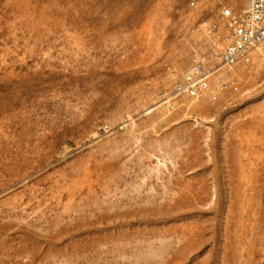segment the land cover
<instances>
[{"label":"rangeland","instance_id":"rangeland-1","mask_svg":"<svg viewBox=\"0 0 264 264\" xmlns=\"http://www.w3.org/2000/svg\"><path fill=\"white\" fill-rule=\"evenodd\" d=\"M146 4L150 19L161 4L179 15L185 0ZM246 5L237 2L238 9ZM3 12L0 2V18ZM76 15L69 19L75 22ZM43 30L48 43L29 42L33 28L17 45L0 39V48L15 53H0L2 71L42 72L66 52L92 54L76 28H51L50 36ZM85 30L86 38L90 28ZM172 32L173 53L191 55L178 40L181 30ZM154 33L148 39L156 42L162 31ZM136 45L110 49L126 55ZM51 55L58 57L49 60ZM242 71L236 68L239 78ZM64 74L46 71L29 87L4 84L14 98L0 101V162L15 168L19 198L0 200V264H264V155L252 167L245 154V170L235 169V149L222 123L223 113L233 121L239 103L228 106L231 92L216 102L188 101L182 107L191 117L159 107L158 95L147 106L114 100L109 114L102 107L92 116V93L82 98L75 77ZM210 114V130L194 121ZM128 115L125 128L97 135L101 126L117 127ZM258 148L264 152L262 143Z\"/></svg>","mask_w":264,"mask_h":264},{"label":"crops","instance_id":"crops-1","mask_svg":"<svg viewBox=\"0 0 264 264\" xmlns=\"http://www.w3.org/2000/svg\"><path fill=\"white\" fill-rule=\"evenodd\" d=\"M0 2L4 9L0 18V39H3L6 45L8 42L17 45L20 36L27 38V29H35L29 42L37 45L49 42L48 33L43 29H48L50 36L51 28L71 27L76 28L75 35L81 44L91 45L92 48L91 55L84 53L68 55L66 52L60 55L62 61L59 60V63L48 61L42 70L43 73L38 69L19 75L12 71H2L0 68V101L14 98L12 91L4 89L6 87L4 84H11L14 87L15 84L22 83L23 86L29 87L39 83L38 77L44 76L46 71L49 74L65 73V76L75 77L76 88L82 87V98L85 92L92 93L91 99L94 102L91 104L94 110L92 116H97V110L102 107L105 114H109L110 103L114 100L131 105V102L136 101L135 103L147 106L151 99L157 95L159 97L163 92V85L171 84L167 77L168 68L186 70L192 63L190 55L173 53L174 37L172 40L170 38L173 36V30H181L180 18L178 14L174 16L166 12L163 4L149 19L147 10L145 11L147 0H0ZM72 12L81 16L75 22L69 19V13ZM16 27L22 29L21 34L15 31ZM87 28H90L87 30L89 37L85 38L84 31ZM159 31H162V36L160 39L157 38L156 42L148 39V35H154V32ZM170 32L172 35L166 38V33ZM179 33L177 34L180 35ZM130 44L137 45L134 51H129L126 55L111 53V47L126 50ZM153 44H156L155 49ZM0 53L3 56L15 55L14 51L8 48H0ZM57 57L58 55H51L48 59L54 60ZM185 61L188 64H185ZM253 62L252 68L243 69V74L239 78L242 98L233 114V121L230 115L226 116L222 112L223 131L228 132L229 143L235 149L234 165L237 171L245 170V163L242 160L245 154L251 157L252 167L258 166L259 155H264L258 148L259 143L264 147V61L254 55ZM136 77L143 79L135 82L133 79ZM18 85L15 86L19 88ZM254 91L262 95L261 100L253 98ZM29 94L27 92V97L31 96ZM16 96L18 99L19 94ZM178 109L180 117L186 115L191 117L188 107ZM204 118L210 120L209 124L204 125V129L210 130L215 116ZM107 121L110 120L106 119L105 122Z\"/></svg>","mask_w":264,"mask_h":264},{"label":"built area","instance_id":"built-area-1","mask_svg":"<svg viewBox=\"0 0 264 264\" xmlns=\"http://www.w3.org/2000/svg\"><path fill=\"white\" fill-rule=\"evenodd\" d=\"M240 0H185L179 9L181 33L178 40L186 43L192 63L184 71L167 69L171 84L163 85L158 105L168 112L185 106L188 101L208 99L216 102L219 94L231 92L228 106L239 102L242 91L236 68L250 70L257 55L264 61V0H247L238 9ZM132 121L126 116L121 125L99 128V137L125 128ZM207 125L210 120L196 117Z\"/></svg>","mask_w":264,"mask_h":264},{"label":"bare ground","instance_id":"bare-ground-1","mask_svg":"<svg viewBox=\"0 0 264 264\" xmlns=\"http://www.w3.org/2000/svg\"><path fill=\"white\" fill-rule=\"evenodd\" d=\"M86 31V30H85ZM84 31V32H85ZM91 34V33H90ZM90 41V40H89ZM88 42V41H87ZM89 43V42H88ZM92 62V61H91ZM92 64V63H91ZM92 67V65H91ZM36 152V151H34ZM16 164V163H15ZM16 171L15 168L10 167L7 163L0 162V200L3 198H6V201L9 202L14 196L16 195V192L18 190V182H17V176L15 177ZM20 177V176H19ZM27 183V182H25ZM28 186V185H27ZM22 187V186H21ZM236 190H238V186L235 185ZM25 189V188H24ZM27 189V188H26ZM22 191V190H21ZM72 191V190H69ZM75 190H73L71 193H74ZM70 195V192H69ZM237 195V192L235 193L234 197ZM17 196V195H16ZM26 196V195H25ZM21 197V196H20ZM23 197V196H22ZM72 197V196H71ZM17 198H19L17 196ZM74 198V196H73ZM72 199V198H71ZM71 199H69L71 201ZM21 200V199H20ZM19 200V201H20ZM13 202V201H12ZM4 204V203H2ZM8 204V203H6ZM180 208V207H179ZM32 240V239H31ZM25 244H28L29 239L23 240ZM23 242V243H24ZM22 243V244H23ZM35 244V243H34ZM37 247H39L37 245ZM3 250V249H2ZM37 250V249H36ZM2 252V251H1ZM2 254V253H1ZM0 254V255H1ZM1 262V261H0ZM3 264V263H2Z\"/></svg>","mask_w":264,"mask_h":264}]
</instances>
